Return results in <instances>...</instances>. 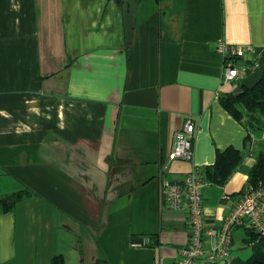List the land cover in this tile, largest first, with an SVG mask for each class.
<instances>
[{
  "label": "crops",
  "instance_id": "crops-1",
  "mask_svg": "<svg viewBox=\"0 0 264 264\" xmlns=\"http://www.w3.org/2000/svg\"><path fill=\"white\" fill-rule=\"evenodd\" d=\"M222 43L251 48L226 85ZM263 71L264 0H0V197L32 193L0 213V264H175L188 217L163 205L161 183L194 165L209 246L264 152V131L221 98ZM188 118L194 160L170 162ZM230 147L241 160L219 185L206 170Z\"/></svg>",
  "mask_w": 264,
  "mask_h": 264
},
{
  "label": "built area",
  "instance_id": "built-area-1",
  "mask_svg": "<svg viewBox=\"0 0 264 264\" xmlns=\"http://www.w3.org/2000/svg\"><path fill=\"white\" fill-rule=\"evenodd\" d=\"M224 56L222 66V85L240 81L248 70L237 63V57L250 47H240L222 43L219 46ZM257 68V62L251 66ZM196 125L188 118L184 126L175 135L168 161L183 160L192 162L195 156L194 141ZM205 181L201 168L194 165L183 182L163 179L161 200L168 209L186 212L188 217L189 241L175 264H221L232 259L235 231L248 224L261 238H264V185L249 187L243 193L223 224L209 231L210 245L206 244L204 220L203 187ZM134 243L139 247L146 244ZM233 260V259H232Z\"/></svg>",
  "mask_w": 264,
  "mask_h": 264
},
{
  "label": "trees",
  "instance_id": "trees-1",
  "mask_svg": "<svg viewBox=\"0 0 264 264\" xmlns=\"http://www.w3.org/2000/svg\"><path fill=\"white\" fill-rule=\"evenodd\" d=\"M223 106L239 121H242L251 130L264 131V71L260 80L251 88H244L240 94H228L221 98ZM246 119V121H244ZM241 160L238 150L230 147L225 151H219L216 156L215 165L208 168L207 175L214 183L223 185L229 178L231 172ZM264 185V152H261L250 170V176L246 188L241 195L251 186ZM32 193L22 190L0 197V213L11 212L15 205L29 198ZM249 244H253L254 254L245 261L233 264H264V244L253 229L249 228ZM50 264H65L64 257L56 254L52 257Z\"/></svg>",
  "mask_w": 264,
  "mask_h": 264
},
{
  "label": "rangeland",
  "instance_id": "rangeland-1",
  "mask_svg": "<svg viewBox=\"0 0 264 264\" xmlns=\"http://www.w3.org/2000/svg\"><path fill=\"white\" fill-rule=\"evenodd\" d=\"M253 244L254 243H252V247L251 246H247V251L246 252L239 253V255L237 257H234L236 259H233L232 258L233 260L231 259V261H233L234 263H236V262L245 261V260L249 259L254 254V252H255V250L253 248ZM262 244H264V240H263V243ZM238 245H241L242 246V244L240 242H238ZM231 261H229L227 263L224 262V263H221V264H233V262H231Z\"/></svg>",
  "mask_w": 264,
  "mask_h": 264
}]
</instances>
